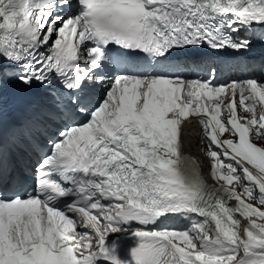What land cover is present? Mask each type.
Returning <instances> with one entry per match:
<instances>
[{"label": "snow or ice", "instance_id": "obj_1", "mask_svg": "<svg viewBox=\"0 0 264 264\" xmlns=\"http://www.w3.org/2000/svg\"><path fill=\"white\" fill-rule=\"evenodd\" d=\"M228 52L245 75L220 82ZM10 88L42 96L6 145ZM254 141L264 0H0V264H264Z\"/></svg>", "mask_w": 264, "mask_h": 264}, {"label": "bare ground", "instance_id": "obj_2", "mask_svg": "<svg viewBox=\"0 0 264 264\" xmlns=\"http://www.w3.org/2000/svg\"><path fill=\"white\" fill-rule=\"evenodd\" d=\"M184 128H185L186 132H184L182 134V138L187 141L186 142L187 149H192L195 146V143L194 142H188V141H196L197 140V137L194 136L195 126L193 124H190L188 126L185 124ZM194 157L196 158L197 156L194 155Z\"/></svg>", "mask_w": 264, "mask_h": 264}]
</instances>
